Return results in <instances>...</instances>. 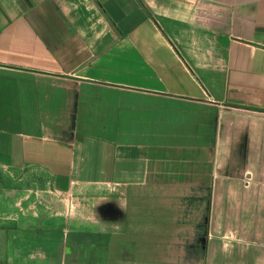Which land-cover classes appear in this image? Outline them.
Masks as SVG:
<instances>
[{"label": "crops", "instance_id": "0c3cea01", "mask_svg": "<svg viewBox=\"0 0 264 264\" xmlns=\"http://www.w3.org/2000/svg\"><path fill=\"white\" fill-rule=\"evenodd\" d=\"M0 172L98 226L0 191V264H264V0H0Z\"/></svg>", "mask_w": 264, "mask_h": 264}, {"label": "rangeland", "instance_id": "374dc122", "mask_svg": "<svg viewBox=\"0 0 264 264\" xmlns=\"http://www.w3.org/2000/svg\"><path fill=\"white\" fill-rule=\"evenodd\" d=\"M5 175L8 176L7 173H5ZM35 175L38 177L37 181L35 180ZM27 176V179L20 182L18 181V179L20 178L10 179L3 176L2 172H0V191L3 192L2 195L6 194V196L10 198L9 200L18 205L17 208L21 209L22 216L28 217L29 219L35 218V216L39 214L42 215V218L59 216L61 218V221L65 219H71L73 225L72 229L83 232H93L98 230V226H96L95 220L92 219L93 223H89L92 218L91 214V218H89V220L87 217L85 218V207L82 205V202L74 201L75 198H80L79 196H57L50 192L49 185L45 176H41V174L39 173H29ZM11 189H13V191H11ZM249 189L250 191L238 185L232 187L221 186L217 188V190L220 191L221 194L226 193L231 197H233L235 194H239L237 195V200H239V202L235 204L229 203V205L227 206L229 207L231 214L232 211L235 210V216H238V218L235 219V225L244 226V222L247 220L249 212H251L250 221L252 227H264V199L262 198L261 202L258 201V197H260V188L251 187ZM100 194L101 191H99V195ZM83 195H85V193H83ZM92 210L94 211V209ZM226 219L227 217L225 218V220ZM43 227H46V225H43ZM202 229L203 227H199L200 232H202ZM203 230L205 231V229ZM72 233L73 232L71 230L68 236L70 242L73 239ZM203 238H205V235L202 236V234H199V251L193 252L191 250L190 253L191 255H199V262L196 260L195 262L194 258H190L189 255L187 256L189 264H203V260L205 257V245L203 244ZM156 253L158 254V252ZM171 259L173 260V263L185 264V258L183 259V256L182 262L179 257L177 258L178 260L175 257Z\"/></svg>", "mask_w": 264, "mask_h": 264}]
</instances>
